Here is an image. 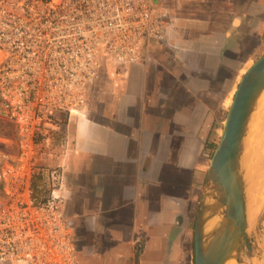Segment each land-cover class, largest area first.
<instances>
[{"label":"crops","instance_id":"obj_1","mask_svg":"<svg viewBox=\"0 0 264 264\" xmlns=\"http://www.w3.org/2000/svg\"><path fill=\"white\" fill-rule=\"evenodd\" d=\"M153 1L166 42L130 64L102 56L84 106L49 129L76 264H191L223 74L264 50V0Z\"/></svg>","mask_w":264,"mask_h":264},{"label":"built area","instance_id":"obj_2","mask_svg":"<svg viewBox=\"0 0 264 264\" xmlns=\"http://www.w3.org/2000/svg\"><path fill=\"white\" fill-rule=\"evenodd\" d=\"M167 17L153 0H0V119L15 128V152L0 149V264H76L63 170L37 161L55 114L84 106L101 57L135 62L146 40L164 41ZM38 170L48 193L36 201Z\"/></svg>","mask_w":264,"mask_h":264},{"label":"water","instance_id":"obj_3","mask_svg":"<svg viewBox=\"0 0 264 264\" xmlns=\"http://www.w3.org/2000/svg\"><path fill=\"white\" fill-rule=\"evenodd\" d=\"M263 95L264 51L243 72L208 163L193 227L194 264L254 259L243 161L250 126L263 105ZM214 220L213 227L205 230L204 226Z\"/></svg>","mask_w":264,"mask_h":264},{"label":"rangeland","instance_id":"obj_4","mask_svg":"<svg viewBox=\"0 0 264 264\" xmlns=\"http://www.w3.org/2000/svg\"><path fill=\"white\" fill-rule=\"evenodd\" d=\"M165 40V39H164ZM164 43L166 41H163ZM264 51V50H263ZM262 51V52H263ZM259 56H255L253 58H250V60H247V62L244 60V58H240L241 63L243 61H245L244 65H240V71L238 73H225L224 72V88H223V105H222V110L221 112H219V114L217 115L219 118L221 117V119H217L214 120V122L212 123V128L211 129H215L216 127L220 128V132L223 126V121L225 119L226 113H227V109H228V105H226L225 101L226 99L232 94L233 91L239 81L240 75L243 73L242 70L247 68L253 61H255ZM231 77L230 79V83H231V87L228 88L226 87V81L225 79ZM230 96V97H231ZM263 106V105H262ZM261 106V107H262ZM261 107L259 109V111H261ZM258 111V112H259ZM74 114V113H73ZM68 117V116H67ZM66 117V118H67ZM64 118V117H62ZM222 121V122H221ZM254 121V120H253ZM220 122L221 127H220ZM252 125L250 126V130L248 133V138H247V146H246V155H248V151H250V147H251V139L253 138L254 132H251L252 130ZM212 132L208 133V149L210 150L209 152H207V160L209 163V160L212 156V153L215 149L216 143L218 141V138L220 136V132H214L213 130H211ZM14 132H15V128L13 126V124L5 121V120H1L0 119V149H3L5 151H8L9 153H14L15 152V145H14ZM212 140V141H209ZM215 141V142H214ZM214 142V143H213ZM214 145V148H212V146ZM47 148L42 150L41 156L37 161L38 166L43 167L44 172H46L50 167L53 166V160L54 157L56 155V150L53 148L51 153H48L46 151ZM208 167V166H207ZM198 207V204H197ZM197 208L195 210L192 211V225H191V264H194V255H193V227H194V220H195V214H196ZM248 234L250 237V242H251V246H252V251H253V256L255 260H261L262 256L264 255V203L261 205V207L259 208V210L257 211V213L254 215L253 219H249L248 218ZM263 254V255H262ZM236 263V262H235Z\"/></svg>","mask_w":264,"mask_h":264},{"label":"bare ground","instance_id":"obj_5","mask_svg":"<svg viewBox=\"0 0 264 264\" xmlns=\"http://www.w3.org/2000/svg\"><path fill=\"white\" fill-rule=\"evenodd\" d=\"M245 69H243L242 72H244ZM242 74L240 75V78ZM236 88L237 85L232 96L230 95L231 97L229 96L226 99V105H230ZM262 104L263 106L261 107V111L256 113V116L254 117L251 130V132H254L253 138L251 139L252 145L250 147V151H248V155L245 157L244 154L245 158L243 161L247 180L246 210L249 219H253L254 215L264 203V95ZM215 222L216 221L214 220L211 223L206 224L204 226L205 230L208 231L211 227H213ZM226 264H264V255L262 256L261 260L253 259L247 263H235L234 261H229Z\"/></svg>","mask_w":264,"mask_h":264},{"label":"trees","instance_id":"obj_6","mask_svg":"<svg viewBox=\"0 0 264 264\" xmlns=\"http://www.w3.org/2000/svg\"><path fill=\"white\" fill-rule=\"evenodd\" d=\"M55 121L59 122V120L57 119ZM212 148H214V145L212 146ZM31 191H32L33 198L36 201H39L46 197L48 193V188H47V184L45 180V175L42 170H38L33 174L32 180H31Z\"/></svg>","mask_w":264,"mask_h":264}]
</instances>
